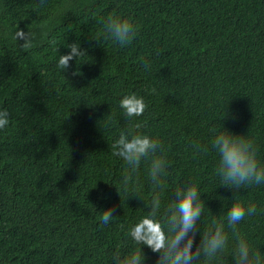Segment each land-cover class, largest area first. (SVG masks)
Listing matches in <instances>:
<instances>
[{
    "label": "trees",
    "instance_id": "trees-1",
    "mask_svg": "<svg viewBox=\"0 0 264 264\" xmlns=\"http://www.w3.org/2000/svg\"><path fill=\"white\" fill-rule=\"evenodd\" d=\"M113 12L137 25L132 44L105 39L97 21ZM38 24L48 36L19 51L12 33ZM77 40L87 56L61 74L58 53ZM129 90L147 103L138 131L170 145L167 192L198 171L206 207L226 211L234 193L214 176L215 153L194 159L189 146L210 141L231 99L220 123L250 131L264 154V0H0V105L11 118L0 130V264H107L117 246L126 250L128 226L144 214L138 196L150 198L145 166L124 192L126 166L112 154L127 127L118 101ZM239 193L264 207V188ZM113 205L116 219L101 227L100 212ZM239 227L264 252V213Z\"/></svg>",
    "mask_w": 264,
    "mask_h": 264
},
{
    "label": "clouds",
    "instance_id": "clouds-1",
    "mask_svg": "<svg viewBox=\"0 0 264 264\" xmlns=\"http://www.w3.org/2000/svg\"><path fill=\"white\" fill-rule=\"evenodd\" d=\"M38 2L42 7L48 4V0ZM71 7L65 4L60 12ZM97 22L103 27L105 39L113 44L130 45L138 36L135 22L118 12L102 16ZM48 31L43 24H38L35 29L29 27L28 31L16 28L12 40L19 51L25 52L40 44L48 36ZM65 47L67 51L62 54L58 53V47L54 49L58 53L55 66L61 74L69 71L70 61L78 62L87 56V49L79 40L67 42ZM142 67L146 72L151 71V60H145ZM71 74L79 75V69ZM230 100L221 106L222 113L227 114H222L209 129L210 141L203 143L196 138L189 146L194 159L214 152L217 158L214 176L220 186L233 190L230 206L226 211L222 209L219 214H214L202 198L206 192L199 182L198 171L180 182H173L170 194L167 192L171 175L170 145L158 134L138 131L142 125L137 118L147 108L143 94L129 90L120 96L118 107L127 127L121 129L114 139L112 154L126 166L120 180L121 190L136 189L137 173L144 165L150 198L138 196L144 202V214L128 226L126 250L117 246L108 255L107 264H146L144 247L156 254L155 264H264V252L239 227L246 218L264 213V207H258V201L239 193L242 188H264V154L250 131L238 135L220 123L229 115L226 105ZM10 119L9 108L0 105V130L9 126ZM110 126L111 119L105 120V127ZM115 211L113 205L100 212L101 227L116 219Z\"/></svg>",
    "mask_w": 264,
    "mask_h": 264
}]
</instances>
